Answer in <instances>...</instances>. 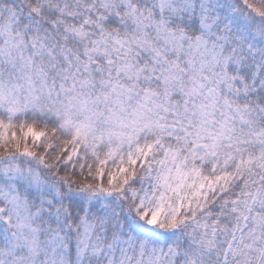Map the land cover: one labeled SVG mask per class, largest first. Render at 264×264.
<instances>
[{"label":"snow or ice","instance_id":"snow-or-ice-1","mask_svg":"<svg viewBox=\"0 0 264 264\" xmlns=\"http://www.w3.org/2000/svg\"><path fill=\"white\" fill-rule=\"evenodd\" d=\"M0 264H264V0H0Z\"/></svg>","mask_w":264,"mask_h":264}]
</instances>
